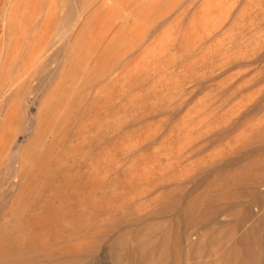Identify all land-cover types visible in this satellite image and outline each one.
I'll use <instances>...</instances> for the list:
<instances>
[{
    "label": "rangeland",
    "instance_id": "rangeland-1",
    "mask_svg": "<svg viewBox=\"0 0 264 264\" xmlns=\"http://www.w3.org/2000/svg\"><path fill=\"white\" fill-rule=\"evenodd\" d=\"M60 1L41 0V62L64 42L55 39ZM101 1L87 0L88 10L96 13ZM107 6L99 13L106 31L126 32L110 58L97 69L85 67L98 53L87 54L95 44L88 38L71 53L77 56L71 75L51 62L41 89L25 100L34 104L0 127V170L6 148L23 166L16 185L0 188V242L31 241L41 264L47 252L79 254L101 235L104 251L129 229L111 217L145 215L169 186L191 190L190 176L221 152L264 144L253 140L264 125V0ZM110 252L99 263L113 264Z\"/></svg>",
    "mask_w": 264,
    "mask_h": 264
},
{
    "label": "bare ground",
    "instance_id": "bare-ground-1",
    "mask_svg": "<svg viewBox=\"0 0 264 264\" xmlns=\"http://www.w3.org/2000/svg\"><path fill=\"white\" fill-rule=\"evenodd\" d=\"M90 3L60 1L55 39L64 42L41 62V0H0V114L6 116L1 118L0 127L10 124L11 114L19 115L24 107L34 104L25 100L41 89V77L50 74L51 62H58L61 74L68 77L71 62L77 60L71 53L84 47L88 38L93 37L95 44L87 54L91 57L98 52L85 64L93 70L122 43L126 32H107L99 17L108 9L109 0L99 2L96 13L88 10ZM50 17L47 14L42 18L43 27ZM14 99L16 105L11 102ZM24 123L19 117L15 120L18 130ZM254 137L264 142V125H259ZM250 145L221 152L207 169L202 167L190 176L188 181L194 184L185 194L169 186L154 199V207L147 214L123 211L121 217H111V224L125 222L129 229L115 234L104 251H100L104 241L101 235L85 243L79 254L47 252L46 264H77L87 257L92 258L85 264H101L108 251L115 254L113 264H264V144L246 149ZM3 154L7 160L6 168L0 170V188L8 183L16 185L14 177L23 170L21 164H15L18 155H9L7 148ZM123 246L124 255L120 252ZM37 247L31 241L0 242V264H41Z\"/></svg>",
    "mask_w": 264,
    "mask_h": 264
}]
</instances>
